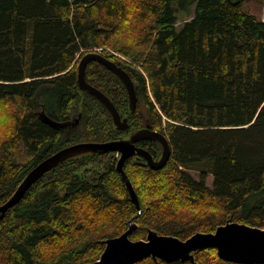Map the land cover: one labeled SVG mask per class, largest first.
<instances>
[{
  "label": "trees",
  "instance_id": "trees-1",
  "mask_svg": "<svg viewBox=\"0 0 264 264\" xmlns=\"http://www.w3.org/2000/svg\"><path fill=\"white\" fill-rule=\"evenodd\" d=\"M246 1L0 0V204L61 148L125 136L107 107L79 87V59L93 47L131 76L136 113L123 81L104 64L91 61L87 81L131 129L149 124L172 146L159 170L138 155L124 163L141 214L114 152L47 172L0 220V264L94 262L103 240L131 220L134 240L148 228L187 239L229 220L264 228V17L245 11ZM42 111L57 121L82 117L68 134ZM139 145L160 158L159 143ZM195 257L158 264H239L215 248Z\"/></svg>",
  "mask_w": 264,
  "mask_h": 264
},
{
  "label": "water",
  "instance_id": "water-1",
  "mask_svg": "<svg viewBox=\"0 0 264 264\" xmlns=\"http://www.w3.org/2000/svg\"><path fill=\"white\" fill-rule=\"evenodd\" d=\"M91 61H98L116 74L126 86L129 98V107L134 114L138 108L137 88L129 75L121 66L103 54L90 52L81 57L78 64V84L82 91L89 93L100 100L109 110L113 123L118 130L129 132L130 124L127 117L123 118L114 102L99 88L90 84L86 79V69ZM44 121L52 126L67 131L77 127L82 114L66 121H57L41 112ZM129 136L128 138H126ZM141 140H152L162 146V155L159 159L145 148L136 144ZM116 152L115 161L117 170L122 175L124 184L130 197L135 202L139 214L142 213L140 199L135 187L124 169L127 158L140 155L148 160L149 165L159 170L163 168L172 156L170 140L163 132L154 130L150 125L129 132L127 135L103 142H78L63 147L39 162L20 182L14 194L4 203L0 204V220L5 217L8 210L21 201L25 193L42 178L47 172L72 159L92 155ZM138 224L131 220L128 229L121 235L103 240L105 248L100 258L87 264H134L146 258H153L167 262L191 261L196 263L195 254L208 248H215L221 259L239 264H264V228L227 221L219 225L212 232H196L187 239L175 235L161 234L148 228L145 239L134 240L131 234Z\"/></svg>",
  "mask_w": 264,
  "mask_h": 264
},
{
  "label": "rangeland",
  "instance_id": "rangeland-1",
  "mask_svg": "<svg viewBox=\"0 0 264 264\" xmlns=\"http://www.w3.org/2000/svg\"><path fill=\"white\" fill-rule=\"evenodd\" d=\"M243 7H244V10L247 12H251V13L256 14L262 18L264 17V4L260 0H247L246 2H244ZM192 9L193 10L195 9V4L192 6ZM184 14H185V12H182V11L178 14L180 16L178 24H181L183 22L184 17H185ZM180 28H181V26L178 27V29H180ZM194 174L197 175V172H194ZM207 183L209 185H212V183H213V175L212 174H210V176L207 180Z\"/></svg>",
  "mask_w": 264,
  "mask_h": 264
},
{
  "label": "flooded vegetation",
  "instance_id": "flooded-vegetation-1",
  "mask_svg": "<svg viewBox=\"0 0 264 264\" xmlns=\"http://www.w3.org/2000/svg\"><path fill=\"white\" fill-rule=\"evenodd\" d=\"M130 124V123H129ZM147 125H149V124H146V126ZM120 131H122L123 132V134L122 135H127L129 132H131V131H134V129H131V125H130V128H129V132H127V131H125V130H120ZM129 136H127L126 138H128ZM141 141H144V140H141ZM141 141H138V142H136V144L137 145H139V143L141 142ZM151 141V140H150ZM139 146H141V145H139ZM142 147V146H141ZM144 148V147H143ZM146 149V148H145ZM146 150H148V149H146ZM149 151V150H148ZM150 152V151H149ZM114 153H116V152H114ZM151 153V152H150ZM152 154V153H151ZM137 155V154H136ZM136 155H133V156H131V157H129V158H127L126 160H128V159H130V158H133V157H135ZM153 155V154H152ZM161 155H162V151H161ZM161 155H160V157H161ZM138 156H140V155H138ZM154 156V155H153ZM143 157V156H142ZM145 158V157H144ZM155 158V157H154ZM147 160V159H146ZM148 161V160H147Z\"/></svg>",
  "mask_w": 264,
  "mask_h": 264
},
{
  "label": "built area",
  "instance_id": "built-area-1",
  "mask_svg": "<svg viewBox=\"0 0 264 264\" xmlns=\"http://www.w3.org/2000/svg\"><path fill=\"white\" fill-rule=\"evenodd\" d=\"M103 49L104 48H102V47H93V48H91L92 51H96V52H100V53H103ZM115 54L121 56L120 54H118L116 52H115Z\"/></svg>",
  "mask_w": 264,
  "mask_h": 264
},
{
  "label": "crops",
  "instance_id": "crops-1",
  "mask_svg": "<svg viewBox=\"0 0 264 264\" xmlns=\"http://www.w3.org/2000/svg\"><path fill=\"white\" fill-rule=\"evenodd\" d=\"M90 52H96V51H92L91 49L87 52V53H90ZM96 53H100V52H96ZM100 54H103V53H100ZM85 55V54H84ZM104 55V54H103ZM81 59V58H80ZM79 59V60H80Z\"/></svg>",
  "mask_w": 264,
  "mask_h": 264
},
{
  "label": "bare ground",
  "instance_id": "bare-ground-1",
  "mask_svg": "<svg viewBox=\"0 0 264 264\" xmlns=\"http://www.w3.org/2000/svg\"><path fill=\"white\" fill-rule=\"evenodd\" d=\"M147 149V148H146ZM132 237V236H131ZM102 242V241H101Z\"/></svg>",
  "mask_w": 264,
  "mask_h": 264
}]
</instances>
